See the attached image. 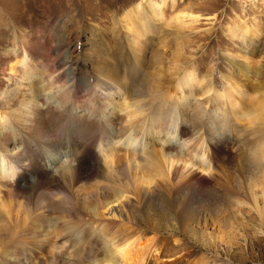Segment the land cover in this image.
<instances>
[{
	"label": "bare ground",
	"instance_id": "bare-ground-1",
	"mask_svg": "<svg viewBox=\"0 0 264 264\" xmlns=\"http://www.w3.org/2000/svg\"><path fill=\"white\" fill-rule=\"evenodd\" d=\"M160 11L156 2L140 0L131 5L125 17L117 20L124 30L129 52L123 55V59L119 51L113 53L109 60L111 64H117L116 71H110L109 60L99 55L101 63L105 64L98 65L96 73L113 74L104 82L84 85L77 83L71 74L61 75V67L58 68L54 56L58 58L63 54L64 45L56 43L52 48L44 41L46 48L38 54L41 43L22 31L13 32V48L3 54L0 97L5 93L4 83L13 78L25 82L27 91L14 108L7 100L0 104V172L15 175L14 180H0V222L11 224L12 216L5 195L14 196L16 192L27 206L39 208L42 203H47L55 208L58 216L49 217L48 209H41L32 216L33 223L28 227L34 234L41 232L43 242L60 239L61 246L54 253L52 264H67L62 252L68 245L88 253L97 252L99 255L91 264H169L159 256L167 246L165 241L157 247L146 240L148 235L145 234L156 229L152 219L147 216L137 218L124 209L126 204L148 205V200L155 194L152 185L156 177L161 178L162 183L166 182L169 188L165 208L181 224L194 221L200 211L212 213L217 201L228 209L237 207L236 212L246 205L242 200V183L237 188L233 185L236 180L233 172L237 171L234 162L238 158L251 166H258L264 160V133L261 132L264 124L259 119L264 114V93L252 89L256 101H252L250 112L243 114L237 105L248 95L242 92L241 86L231 76H222L226 82L224 89L213 90L208 77L201 97L208 96L199 106L207 108L212 117L219 113L227 119L218 140L205 137V124L195 122L187 129L181 123L178 125L176 120L184 116L185 102L189 97L193 98L191 88L200 82L196 81L195 74H187V66L172 73L166 81L167 86L161 84L159 54L154 56L157 69L152 73L145 71L148 79H140V72L136 70L127 69L121 75L122 61L138 65L134 66L137 70H145L140 55L145 47L161 43L157 36L151 41L147 39L152 25L161 19ZM179 22L181 26L182 22ZM239 26V23L235 24L230 34L234 39L244 40L251 32L242 31ZM223 57L228 59L227 63L234 71L249 80L250 66L244 59L228 52ZM62 65L66 68L68 62ZM34 66L41 70L37 76ZM41 78L44 85L40 83ZM59 79L63 80L62 83ZM119 91L124 96L120 102H113L112 95ZM4 105L9 113L3 111ZM243 116L249 118L247 127L241 128L243 133L255 138L253 142L245 138L235 148L226 132L230 129L234 132L233 127L240 124L239 118ZM12 126L18 128V133L11 130ZM247 152L249 156L244 155ZM116 154H120L123 160L115 163ZM120 164L131 165L135 176L129 178L125 190L107 195L108 184L116 186L113 178L118 174ZM260 178L263 181L264 175ZM248 179L247 188L252 201L248 206L262 216L264 208L257 204L253 191L256 178L250 176ZM9 186L14 187L15 193ZM94 191H99V198ZM226 194L234 196L232 206L225 200ZM82 202H92L93 207L84 211ZM114 214L121 221L108 230L106 221L116 222ZM109 215L111 219H106ZM15 217L17 219V215ZM149 244L152 250L146 249ZM38 251L42 249L38 248ZM28 252L30 254L24 257L22 252L11 250L9 255L20 264L22 259L25 264H35L34 251Z\"/></svg>",
	"mask_w": 264,
	"mask_h": 264
},
{
	"label": "rangeland",
	"instance_id": "rangeland-1",
	"mask_svg": "<svg viewBox=\"0 0 264 264\" xmlns=\"http://www.w3.org/2000/svg\"><path fill=\"white\" fill-rule=\"evenodd\" d=\"M138 1L140 0H0V69L4 68L3 54L13 48V32L22 31L32 40L41 43V46L36 45L39 46L38 54L46 48V41L52 48L56 43L64 45L63 54L58 58L54 56L58 61V68L61 67L59 69L61 75L71 74L77 83L84 85H92L97 81L104 82L113 74L103 72L98 75L96 73L95 68L105 64L101 63L99 55L109 60L119 51L123 59V55L129 52L125 46L124 30L121 24H117V20L125 17L131 5ZM151 1L156 2L160 7L161 19L152 25L147 39L151 41L157 36L161 39V43L145 47L140 55V58L144 60L145 70L142 68V70H137L132 62L123 63L122 61L120 63L122 65L121 75L126 73L127 69L136 70L140 72V79H148L145 71L152 73L157 69L154 56L159 54L161 56L159 65L161 84L167 86L166 81L172 77L170 75L187 66L189 68L187 74H195L196 81L200 82L194 85V88L192 87L193 90L191 88L194 93L193 98L189 97L185 102L184 116L177 118L176 122L178 125L181 123L184 129L191 127L195 122L205 124V137L208 140L217 141L224 130L223 123L227 119L219 113L213 114L212 117L207 108L199 106L205 103L208 96L201 97L202 87L209 77L213 90H223L226 82L222 76H231L234 82L241 86L242 92L248 95L244 97V101L239 100L237 105L242 109L243 114L249 113L251 103L256 101L251 90L264 93V0ZM179 21L182 22L181 26L178 24ZM238 23L242 31L247 29L251 32L244 40L234 39L230 34L234 25ZM15 42L19 47V41ZM16 45L14 44L15 47ZM227 52L231 56L236 55L241 60L244 59L245 63L250 66L249 80L242 78L227 63L228 59L223 57ZM54 54L57 55L58 52ZM63 62H68L66 68L63 67ZM108 64H111L110 60ZM115 65L111 64L110 71L117 70V64ZM33 70L36 76L41 71L35 66ZM36 80H39V77H36ZM40 81L41 85L45 84L42 78ZM62 81L61 79L60 82ZM201 81L203 82L200 85ZM149 83L151 85L152 80ZM24 85L25 82L23 84V81L18 78L5 82L6 89L3 98L0 97V104L7 100L9 106L14 108L19 98L21 99L20 96L27 91ZM144 92L151 95L148 90ZM123 96V92L119 91L112 95V101L120 102ZM2 107H4L3 111L6 110L5 113H9L5 105ZM263 115L259 119L264 124ZM240 118V124L233 127L234 132L232 129L226 132L230 140L232 138L235 148L241 145L243 139L246 138L253 142L255 138L253 135L248 137L242 130V127H247L249 118L246 116ZM262 127L261 132L264 133V125ZM249 128L252 129V127ZM11 130L18 133L16 126H12ZM250 132L252 134V130ZM244 155L249 156V152ZM120 156V154L115 155V163L123 160ZM97 164L101 165L99 162ZM234 165L239 171L233 172L234 180L236 179L233 185L237 188L242 183V200L246 203L244 207L239 208L238 212L234 210L237 207L233 210L228 209L225 204L223 207L221 201H217L212 213L196 212L195 222L181 224L177 217L169 213L164 206L167 198L166 192L169 188L166 182L162 183L161 178L158 177L153 180L152 186H155V194L148 200V205H125L124 209L127 213L137 218L147 216L152 219L156 229L145 234L148 235L146 240L155 243L157 247L161 245V241H165L167 246L163 247L159 254L163 261L169 264H264V214L257 215L248 206L252 201L247 188L250 182L248 178L250 176L256 178L257 185L253 191L257 204L264 208V179L263 181L261 178L258 179L260 175H264V160L260 161L258 166H251L237 158ZM118 167V174L113 178L116 186L108 184L109 188L105 192L107 195H112L119 189L125 190L124 186L129 183V178L132 175L135 176L131 165L120 164ZM0 173L2 176L7 174L5 171ZM8 188L14 191L13 186ZM4 190L7 191V188ZM94 194L99 198V191H94ZM19 197L21 195L17 192L14 196L5 195L12 222L11 224L0 222V240H2L0 264H20L9 255L11 250L17 253L22 252L24 257L30 254L28 251L32 250L35 264H52L51 259H54V253L61 246L60 239L54 238L43 242L41 232L34 234L28 227L33 223L32 216L41 209H48L49 217L59 214L47 203H42L39 208H32ZM233 197L232 194L224 196L230 206H232ZM18 204H21V207H18ZM91 207H93L92 202H82V210L85 211ZM114 217L116 222L106 221L108 230L121 221L115 214ZM105 218L111 219V216ZM149 229L148 227L147 230ZM37 247L42 251H38ZM147 248L152 250L150 244ZM62 253L68 260L67 264H91L94 257L99 255L97 252L88 253L76 250L69 245ZM21 264H25L23 259Z\"/></svg>",
	"mask_w": 264,
	"mask_h": 264
},
{
	"label": "clouds",
	"instance_id": "clouds-1",
	"mask_svg": "<svg viewBox=\"0 0 264 264\" xmlns=\"http://www.w3.org/2000/svg\"><path fill=\"white\" fill-rule=\"evenodd\" d=\"M15 175L14 174H5L4 176H0V180H14Z\"/></svg>",
	"mask_w": 264,
	"mask_h": 264
}]
</instances>
